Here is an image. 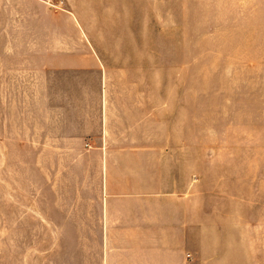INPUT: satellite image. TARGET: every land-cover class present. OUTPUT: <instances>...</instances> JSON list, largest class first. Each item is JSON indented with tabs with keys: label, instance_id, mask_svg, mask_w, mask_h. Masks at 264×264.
<instances>
[{
	"label": "crops",
	"instance_id": "0c3cea01",
	"mask_svg": "<svg viewBox=\"0 0 264 264\" xmlns=\"http://www.w3.org/2000/svg\"><path fill=\"white\" fill-rule=\"evenodd\" d=\"M130 6L0 0V115L54 198L44 213L58 214L43 220L42 264L211 262L195 190L180 187L172 119L148 113L145 96L119 108L92 39L128 35Z\"/></svg>",
	"mask_w": 264,
	"mask_h": 264
},
{
	"label": "rangeland",
	"instance_id": "374dc122",
	"mask_svg": "<svg viewBox=\"0 0 264 264\" xmlns=\"http://www.w3.org/2000/svg\"><path fill=\"white\" fill-rule=\"evenodd\" d=\"M125 17L128 35L92 38L114 102L145 96L172 119L180 187L208 226L202 258L264 264V0H131ZM7 128L0 115V264H42L54 198Z\"/></svg>",
	"mask_w": 264,
	"mask_h": 264
},
{
	"label": "built area",
	"instance_id": "2783aa9c",
	"mask_svg": "<svg viewBox=\"0 0 264 264\" xmlns=\"http://www.w3.org/2000/svg\"><path fill=\"white\" fill-rule=\"evenodd\" d=\"M46 4L52 6V7H59L60 2L62 0H43Z\"/></svg>",
	"mask_w": 264,
	"mask_h": 264
}]
</instances>
